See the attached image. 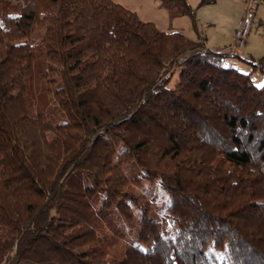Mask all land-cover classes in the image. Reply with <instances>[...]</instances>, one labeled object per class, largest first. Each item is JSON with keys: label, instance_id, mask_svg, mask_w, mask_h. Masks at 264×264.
Segmentation results:
<instances>
[{"label": "trees", "instance_id": "1", "mask_svg": "<svg viewBox=\"0 0 264 264\" xmlns=\"http://www.w3.org/2000/svg\"><path fill=\"white\" fill-rule=\"evenodd\" d=\"M159 1L194 27L216 2ZM115 216L139 231L113 258ZM0 264H264V55L115 0H0Z\"/></svg>", "mask_w": 264, "mask_h": 264}, {"label": "rangeland", "instance_id": "2", "mask_svg": "<svg viewBox=\"0 0 264 264\" xmlns=\"http://www.w3.org/2000/svg\"><path fill=\"white\" fill-rule=\"evenodd\" d=\"M125 7L137 12L146 21H153L160 29L165 31H183L191 38L199 35L201 41L211 49L224 48L233 34L238 14H234L228 0H216L213 4L202 6L197 11L196 27L187 16L171 17L169 11L159 0H115ZM194 5L197 0H190ZM264 4V0H262ZM255 24L252 25L250 34L254 35ZM256 39V37H254ZM252 40V39H251ZM238 53L247 55L246 47ZM243 70L247 66L239 64ZM260 78V79H259ZM262 81L261 77H258ZM174 83V81H173ZM46 111L47 108L45 107ZM54 111V110H53ZM61 113V112H60ZM59 113V114H60ZM49 119L54 120L58 116L57 111L48 112ZM62 114V113H61ZM59 120L62 117L58 118ZM57 119V120H58ZM149 199L153 201L151 206L153 216H161L166 211L167 197L157 184L151 183ZM138 217L129 221L122 217L115 216L106 224V228L98 231L99 244L103 245L109 252V256L116 258L125 253L126 249L138 238L139 231Z\"/></svg>", "mask_w": 264, "mask_h": 264}, {"label": "crops", "instance_id": "3", "mask_svg": "<svg viewBox=\"0 0 264 264\" xmlns=\"http://www.w3.org/2000/svg\"><path fill=\"white\" fill-rule=\"evenodd\" d=\"M228 1L231 4L232 10H234L233 11L234 14H238L237 15L238 19L235 23V29H236L237 22L244 13L245 3L244 0H228ZM253 24H255V30H254L255 34L254 35L249 34V38L247 40V44L245 47H246L247 55L249 57L258 59L264 55V4H262V0L260 1L258 9L255 13L252 25ZM235 29L233 31L230 41L224 45V48H227L230 44L233 43L235 39ZM254 37H256V39H254ZM220 49H223V47Z\"/></svg>", "mask_w": 264, "mask_h": 264}, {"label": "built area", "instance_id": "4", "mask_svg": "<svg viewBox=\"0 0 264 264\" xmlns=\"http://www.w3.org/2000/svg\"><path fill=\"white\" fill-rule=\"evenodd\" d=\"M260 1L261 0H244L245 10L237 22L235 39L233 43L226 48L231 54L239 52L245 48Z\"/></svg>", "mask_w": 264, "mask_h": 264}]
</instances>
